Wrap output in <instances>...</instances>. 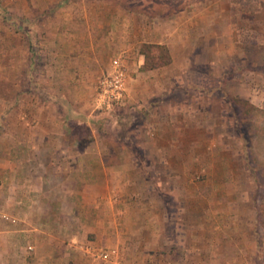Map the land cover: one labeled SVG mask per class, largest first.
I'll use <instances>...</instances> for the list:
<instances>
[{
  "label": "rangeland",
  "instance_id": "obj_1",
  "mask_svg": "<svg viewBox=\"0 0 264 264\" xmlns=\"http://www.w3.org/2000/svg\"><path fill=\"white\" fill-rule=\"evenodd\" d=\"M211 11L214 23L195 21ZM157 33L174 38L175 63L138 77L173 86L137 103L125 94L120 104L100 109L96 85L112 58L124 61L127 88L140 51L158 44L151 41ZM139 83H132L136 94ZM41 134L49 143L96 140L109 161L138 162L156 190L178 192L185 175L212 190L208 176L229 175L241 197L236 224L244 230L232 237L246 242L252 207H264V0H0V146L35 144ZM151 185L144 190L151 193ZM176 197L164 200L174 208ZM186 219L194 227L196 215ZM173 228L167 224L168 232ZM100 249L107 250L91 248L92 259ZM27 259L11 264H33Z\"/></svg>",
  "mask_w": 264,
  "mask_h": 264
},
{
  "label": "crops",
  "instance_id": "obj_2",
  "mask_svg": "<svg viewBox=\"0 0 264 264\" xmlns=\"http://www.w3.org/2000/svg\"><path fill=\"white\" fill-rule=\"evenodd\" d=\"M208 6L216 8L213 3ZM194 8L191 13L197 15ZM212 13L195 21L214 23ZM159 35L151 41L167 46L171 62L143 71L140 55L137 73L130 79L140 81L141 88L136 94L132 83L127 86L129 103L149 100L173 86L171 80L138 77L166 72L175 63L174 38ZM57 133L61 140L66 132L63 128ZM46 135L41 134L35 144L24 140L0 146V264L27 262V258L33 264H264V226L258 207H252L255 214L244 224L247 241L232 237L236 230L244 231L236 224L241 200L235 197L236 179L208 176L212 190H203L185 175L178 192L156 190V181L140 174L138 162L127 157L109 161L108 148L96 140L49 143ZM145 183L152 184L151 193L144 190ZM167 195L183 199L172 208L164 200ZM187 214L196 215L194 227ZM204 214L211 219L209 225L201 221ZM167 224L174 226V236ZM207 231L213 232L210 237H205ZM95 246L107 248L108 257L92 259L90 250ZM237 247L244 251L234 254Z\"/></svg>",
  "mask_w": 264,
  "mask_h": 264
},
{
  "label": "built area",
  "instance_id": "obj_3",
  "mask_svg": "<svg viewBox=\"0 0 264 264\" xmlns=\"http://www.w3.org/2000/svg\"><path fill=\"white\" fill-rule=\"evenodd\" d=\"M126 78V65L121 56L112 58L96 85L94 101L100 109H110L122 102L126 94ZM98 256L107 258L108 253L100 249Z\"/></svg>",
  "mask_w": 264,
  "mask_h": 264
},
{
  "label": "trees",
  "instance_id": "obj_4",
  "mask_svg": "<svg viewBox=\"0 0 264 264\" xmlns=\"http://www.w3.org/2000/svg\"><path fill=\"white\" fill-rule=\"evenodd\" d=\"M140 53L144 56L141 70L155 69L171 62V55L167 46L164 44H144ZM258 218L264 226V207L260 208Z\"/></svg>",
  "mask_w": 264,
  "mask_h": 264
}]
</instances>
